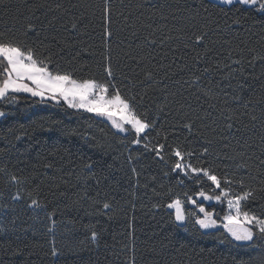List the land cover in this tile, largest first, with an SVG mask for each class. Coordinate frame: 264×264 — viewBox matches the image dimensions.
Returning <instances> with one entry per match:
<instances>
[{
    "label": "trees",
    "instance_id": "trees-1",
    "mask_svg": "<svg viewBox=\"0 0 264 264\" xmlns=\"http://www.w3.org/2000/svg\"><path fill=\"white\" fill-rule=\"evenodd\" d=\"M107 4L106 18L105 0L0 2L5 39L76 79L103 82L110 63L112 83L156 124L137 145L134 133L63 102L23 93L0 101V264H259L264 240L236 242L191 215L178 225L167 204L213 187L172 170L171 148L180 145L195 166L233 181L225 187L242 191L243 180L254 189L247 210L264 215V12L213 0ZM145 143H164L165 160ZM29 193L41 208L29 207Z\"/></svg>",
    "mask_w": 264,
    "mask_h": 264
},
{
    "label": "snow or ice",
    "instance_id": "snow-or-ice-1",
    "mask_svg": "<svg viewBox=\"0 0 264 264\" xmlns=\"http://www.w3.org/2000/svg\"><path fill=\"white\" fill-rule=\"evenodd\" d=\"M217 2L227 6L243 5L264 12V0H217ZM104 12L106 18L111 13L107 0H105ZM72 27L75 28L76 25L73 24ZM26 28L27 31H35L31 24ZM105 35L110 38L112 33L106 28ZM203 40V35L195 37L197 44ZM108 59L110 61L111 58L108 57ZM51 63V57L37 55L35 48L27 43L18 39H5L0 35V101H15L17 94L26 93L31 97L40 98L41 103L54 101L59 105L63 102L70 109L83 110L106 118L111 126L120 133H134L135 138L132 143L137 145L141 144L142 140H147L148 137L145 134L156 128V124L145 119L144 115L136 109L132 100L122 95L121 91L112 83L115 75L110 63L104 68L106 79L103 82L96 79H76L70 72L53 70L50 67ZM234 63H239V61H234ZM4 116L5 113L0 111V117ZM184 127L191 132V124H185ZM143 147L154 152L160 160H165L166 145L164 143L156 145L145 143ZM206 153L207 149H204L201 155ZM171 155L175 157L171 166L173 171L189 179H195L197 184L206 179L211 186H214L210 191L202 189L196 192L195 197L186 194L185 200H181L179 197L171 200L167 207L174 210L175 220L184 223L191 215L194 218V223L200 229L222 228L232 240L245 244L250 243L254 248L258 247L256 240H264V215H256L246 207L247 202L255 198V190L245 189L243 180L239 181L240 188L244 189L242 191L234 192L233 189L225 187V185L233 184V181L226 176H218L210 168L195 166L192 162L194 153L183 149L180 145L171 148ZM86 167L90 168L91 165H86ZM133 171L135 170L133 169ZM10 182L23 183L16 176H12ZM29 197L31 198V193H29ZM13 199H22L19 191L13 196ZM202 201H214L217 204L226 203L227 212L219 217L218 222L215 210H208ZM185 203L192 205L194 211L186 213ZM42 206L39 199L31 198L29 207L41 208ZM109 207L108 203L103 204L104 209H109ZM91 239L93 241L97 239L95 231L92 232ZM51 255L53 257L59 255L55 246L51 249ZM259 255V264H264V250H261Z\"/></svg>",
    "mask_w": 264,
    "mask_h": 264
},
{
    "label": "rangeland",
    "instance_id": "rangeland-1",
    "mask_svg": "<svg viewBox=\"0 0 264 264\" xmlns=\"http://www.w3.org/2000/svg\"><path fill=\"white\" fill-rule=\"evenodd\" d=\"M213 1H215V2H217V0H213ZM23 94H25V95H28V94H26V93H23ZM30 96V95H29ZM36 98H38V97H36ZM40 99V98H39ZM54 102V101H53ZM67 106V105H66ZM214 187V186H213ZM205 203H207L208 205H213V206H221V207H223V215L227 212V205H226V203H224V204H217V203H215L214 201H204ZM222 215V216H223ZM222 216H219V215H217V219H218V222H219V217H222Z\"/></svg>",
    "mask_w": 264,
    "mask_h": 264
},
{
    "label": "water",
    "instance_id": "water-1",
    "mask_svg": "<svg viewBox=\"0 0 264 264\" xmlns=\"http://www.w3.org/2000/svg\"><path fill=\"white\" fill-rule=\"evenodd\" d=\"M171 211H173V213H174V210H173V209H171ZM174 216H175V214H174ZM176 222H177V221H176ZM177 224H178V225H181V226L183 225V223H179V222H177Z\"/></svg>",
    "mask_w": 264,
    "mask_h": 264
}]
</instances>
